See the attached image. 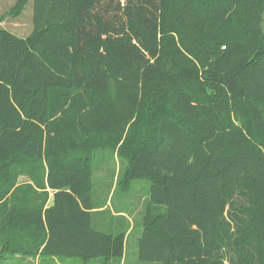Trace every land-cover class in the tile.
I'll return each mask as SVG.
<instances>
[{"label": "trees", "instance_id": "16d2710c", "mask_svg": "<svg viewBox=\"0 0 264 264\" xmlns=\"http://www.w3.org/2000/svg\"><path fill=\"white\" fill-rule=\"evenodd\" d=\"M33 1L29 36L0 27V264L122 263L97 149L149 180L140 261L264 264V0Z\"/></svg>", "mask_w": 264, "mask_h": 264}, {"label": "rangeland", "instance_id": "374dc122", "mask_svg": "<svg viewBox=\"0 0 264 264\" xmlns=\"http://www.w3.org/2000/svg\"><path fill=\"white\" fill-rule=\"evenodd\" d=\"M18 0H0V27L17 35L27 37L33 30L34 1L29 0L20 11L15 14L13 7ZM264 31V15L262 22ZM176 40L177 37H176ZM91 165L93 168L92 176V199L96 206H101L102 214L93 216V224L96 228L111 231L116 230L126 220L117 216L118 210H124L131 215L134 223L133 230L128 233L125 240V257L122 264H156V262H142L139 260L138 237L143 229V221L148 206V187L149 180L140 178L132 182L130 189L126 192L116 187L117 178L123 169L125 162L122 161L114 152L109 149H97L91 155ZM21 182L28 181L27 176L19 178ZM49 199L47 205L53 202L54 191L48 189ZM164 208V207H161ZM117 214H115V213ZM129 230V228H128ZM114 263V262H113ZM4 264H40L39 257L10 255ZM48 264H103V258L90 259L87 262L80 258L67 256H54ZM112 264V263H111Z\"/></svg>", "mask_w": 264, "mask_h": 264}, {"label": "crops", "instance_id": "0c3cea01", "mask_svg": "<svg viewBox=\"0 0 264 264\" xmlns=\"http://www.w3.org/2000/svg\"><path fill=\"white\" fill-rule=\"evenodd\" d=\"M99 209H102V208H99ZM117 212V216H121L122 217V219L124 220H126V222H125V226L126 227H129V230L127 231V235H128V233H130L132 230H133V228H134V223H133V220H132V218H131V215H128V212L127 211H124V210H118V211H116ZM98 213L99 214H102L103 212H101L100 210L98 211ZM125 257V256H124ZM124 259V258H123ZM122 264V263H121Z\"/></svg>", "mask_w": 264, "mask_h": 264}]
</instances>
